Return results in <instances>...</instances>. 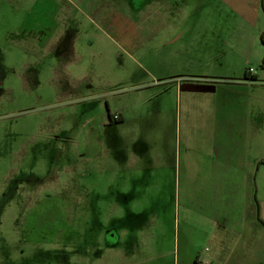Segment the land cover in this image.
<instances>
[{
	"label": "rangeland",
	"instance_id": "1",
	"mask_svg": "<svg viewBox=\"0 0 264 264\" xmlns=\"http://www.w3.org/2000/svg\"><path fill=\"white\" fill-rule=\"evenodd\" d=\"M110 7L0 0V264H195L207 253L186 166L212 94L190 75L221 70L186 61L210 64L207 40L217 37H196L200 20L191 16L175 33L182 40L167 46L166 34L146 33L127 8L124 18L108 15ZM197 8L198 0H180L186 16ZM66 28L74 33L62 46ZM182 85L205 93L179 95ZM119 114L126 122L109 125ZM120 144L126 157L156 161L165 145L167 177L145 178L134 163L121 182L133 195L121 198Z\"/></svg>",
	"mask_w": 264,
	"mask_h": 264
},
{
	"label": "crops",
	"instance_id": "2",
	"mask_svg": "<svg viewBox=\"0 0 264 264\" xmlns=\"http://www.w3.org/2000/svg\"><path fill=\"white\" fill-rule=\"evenodd\" d=\"M207 3L211 10L202 14ZM174 5L178 6L175 11ZM191 16L200 20L192 27L196 37L210 32L217 38L213 43L211 38L207 40L210 64L204 57L203 63L196 58L186 63L194 69L221 70L216 76L207 72L190 75L203 82L200 84H210L206 92L212 94L210 112L205 116L209 124L206 119L204 124L194 125L193 157L186 166V178L193 176L200 237L207 246V253H199L197 262L264 264V225L259 222H264V0H198L197 12L187 16L180 13V0H149L146 16L136 20L144 23L146 33L152 36L160 31L166 34L170 46L182 40L183 35L175 37V33L182 32L183 19ZM178 89L179 95L183 91L188 95L205 93L199 87L182 85ZM124 122L125 115L119 114L113 121L110 115L109 125L122 126ZM139 145L150 152L147 142ZM164 146L156 161L150 153L145 160L126 157L119 145L121 156L113 163L115 188L121 198L133 195L134 188H123L121 182L125 176L130 179L134 163L140 162L139 172L145 178L167 177L170 153ZM117 243L114 240L113 246Z\"/></svg>",
	"mask_w": 264,
	"mask_h": 264
},
{
	"label": "flooded vegetation",
	"instance_id": "3",
	"mask_svg": "<svg viewBox=\"0 0 264 264\" xmlns=\"http://www.w3.org/2000/svg\"><path fill=\"white\" fill-rule=\"evenodd\" d=\"M105 3H108L109 5H111V7L109 8V11L107 12L108 15H114L116 14V16H122L124 17L125 15L120 11L121 9H129L130 13H132V15L134 16V19L136 17V19H140L144 16H146L147 13V8H148V1L147 0H102ZM138 2V3H137ZM65 35L67 36V39L63 40L62 42V46L64 44H68L69 40L71 39V34L72 31H69L68 28L67 30H65ZM54 54H58L59 56L62 54L63 50H60V47L56 49L52 50ZM114 235V232H112L111 230H109L108 232H106L105 234V239L108 242L109 246H113V242L111 244V241H108L110 238H112L111 236Z\"/></svg>",
	"mask_w": 264,
	"mask_h": 264
},
{
	"label": "trees",
	"instance_id": "4",
	"mask_svg": "<svg viewBox=\"0 0 264 264\" xmlns=\"http://www.w3.org/2000/svg\"><path fill=\"white\" fill-rule=\"evenodd\" d=\"M263 43H264V34H263ZM113 117L111 116V120L113 121ZM118 118H116V120H117ZM259 222L261 223V224H263L264 225V222L261 220V219H259ZM195 264H199L198 262H196Z\"/></svg>",
	"mask_w": 264,
	"mask_h": 264
},
{
	"label": "built area",
	"instance_id": "5",
	"mask_svg": "<svg viewBox=\"0 0 264 264\" xmlns=\"http://www.w3.org/2000/svg\"><path fill=\"white\" fill-rule=\"evenodd\" d=\"M249 72L252 73L253 72V69H250Z\"/></svg>",
	"mask_w": 264,
	"mask_h": 264
},
{
	"label": "water",
	"instance_id": "6",
	"mask_svg": "<svg viewBox=\"0 0 264 264\" xmlns=\"http://www.w3.org/2000/svg\"><path fill=\"white\" fill-rule=\"evenodd\" d=\"M207 91V90H206Z\"/></svg>",
	"mask_w": 264,
	"mask_h": 264
}]
</instances>
